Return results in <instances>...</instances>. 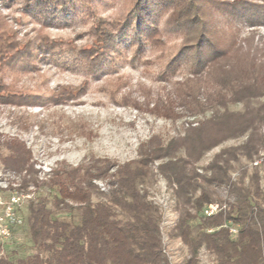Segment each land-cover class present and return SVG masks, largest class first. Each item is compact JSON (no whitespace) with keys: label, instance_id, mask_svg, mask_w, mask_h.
<instances>
[{"label":"trees","instance_id":"trees-1","mask_svg":"<svg viewBox=\"0 0 264 264\" xmlns=\"http://www.w3.org/2000/svg\"><path fill=\"white\" fill-rule=\"evenodd\" d=\"M132 3L129 21H138V40L158 31L156 13H167L168 24L184 33L177 61L166 70L184 61L189 73L152 108L173 120L179 115L175 108L182 107L181 115L187 117L182 132L167 140L152 136L140 144L138 157L123 163L92 158L62 167L48 179L30 173L22 188L52 187L57 191L55 209L77 210L79 221L53 217L44 197L31 199L27 224L37 252L15 260L0 256V264H173L163 246L159 208L139 188L158 161L179 210L172 235L188 246V257L180 264H201L202 246L215 256V264H264V188L255 163L264 150V36L242 34L245 25L264 23V0ZM10 38L0 30V69L14 56ZM228 140L237 142L222 146L199 166L207 152ZM4 146L11 152L2 158L6 166L31 170V150L23 142L13 138ZM243 157L254 164H242ZM235 163L240 171L233 178ZM95 180L105 182L107 191ZM221 187L231 200L225 210L206 217L207 204L223 201L216 196ZM94 196L106 200L94 202ZM117 209L129 218H119ZM228 223L238 226V234L230 232Z\"/></svg>","mask_w":264,"mask_h":264},{"label":"rangeland","instance_id":"rangeland-1","mask_svg":"<svg viewBox=\"0 0 264 264\" xmlns=\"http://www.w3.org/2000/svg\"><path fill=\"white\" fill-rule=\"evenodd\" d=\"M132 2L0 0V30L10 35L15 49L11 61L0 69V196L4 199L16 191L30 194L31 199L44 197L53 217L77 223V210L55 209V189L33 184L22 188L23 179L33 172L39 179H48L62 167H76L92 158L123 163L138 157L140 144L152 136L167 140L182 132L187 119L181 115L182 107L175 108L179 115L173 120L152 108L189 73L184 61L173 71L166 70L177 61L184 33L168 24L167 13H156L153 22L158 31L138 40V29H134L138 21H129L135 10ZM249 33L264 36V23L245 25L242 34ZM13 138L31 150L29 172L10 168L2 160L11 153L4 142ZM236 142L228 140L207 152L199 166L206 165L222 146ZM241 162L249 167L254 164L244 157ZM158 163L151 166L147 181L139 188L159 208L164 249L170 262L180 264L188 257V246L172 235L179 210ZM255 163H259L264 188V150ZM239 165L235 163L233 178L239 175ZM95 183L107 191L105 182ZM216 196L223 200L217 201L220 204L231 200L226 187L219 188ZM31 199L21 209L24 224L0 248V256L15 260L37 252L27 224ZM98 200L106 199L93 197L94 202ZM116 211L119 218H129L120 209ZM198 260L215 264V256L204 246Z\"/></svg>","mask_w":264,"mask_h":264},{"label":"built area","instance_id":"built-area-1","mask_svg":"<svg viewBox=\"0 0 264 264\" xmlns=\"http://www.w3.org/2000/svg\"><path fill=\"white\" fill-rule=\"evenodd\" d=\"M29 199H31L30 194L17 191L13 192L8 199L0 196V248H3L13 238L15 230L24 224L21 209L24 202ZM226 208L227 201L222 204L212 202L204 207L203 212L206 217H211ZM227 226L232 234H238V226L230 223Z\"/></svg>","mask_w":264,"mask_h":264}]
</instances>
